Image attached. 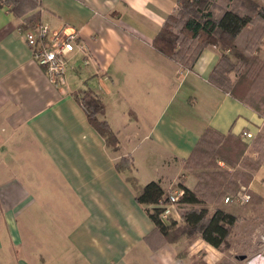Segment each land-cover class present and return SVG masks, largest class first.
I'll return each mask as SVG.
<instances>
[{
  "label": "crops",
  "instance_id": "obj_1",
  "mask_svg": "<svg viewBox=\"0 0 264 264\" xmlns=\"http://www.w3.org/2000/svg\"><path fill=\"white\" fill-rule=\"evenodd\" d=\"M178 4L0 0V264L29 261L22 230L38 212V192L48 191L46 181L53 183L51 191L76 199V211L72 202L66 215L64 252L73 249L88 264H191L198 257L206 264L222 262L223 251L199 235L191 242L185 236L168 242L152 232L145 205L135 201L125 182L128 176L141 186L158 181L171 194L183 178L193 189L196 175L183 160L206 127L239 136L248 131L253 138L264 134V115L209 82L218 47H206L192 69L153 48L152 39ZM39 23L50 31L78 32L81 47L69 53L57 86L24 39V32ZM262 41L258 54L264 59ZM86 89L104 103L99 118L116 134V151L75 99ZM121 157L130 169H116ZM246 189L264 200V161ZM216 206L240 213L232 202L205 204L210 212ZM165 207L163 218L182 224L181 212L189 205Z\"/></svg>",
  "mask_w": 264,
  "mask_h": 264
},
{
  "label": "trees",
  "instance_id": "obj_2",
  "mask_svg": "<svg viewBox=\"0 0 264 264\" xmlns=\"http://www.w3.org/2000/svg\"><path fill=\"white\" fill-rule=\"evenodd\" d=\"M178 3V8L167 15L152 39L153 48L168 59L192 69L206 47H218L220 55L209 72V82L264 115V60L258 54L264 37V5L258 0H178ZM75 97L89 123L104 138L106 146L116 151V134L105 119L99 118L105 111L101 98L91 89L79 90ZM260 138L258 133L248 144H255ZM246 147L247 143L239 135L231 131L223 134L206 127L183 160L184 168L215 167L217 159L234 168L241 164V157L246 156ZM127 160L121 157L115 163L116 169H130ZM263 161L264 156L258 157L249 165L253 164V169L257 170ZM235 175H241V171H202L197 175L193 189L187 188L180 178L177 185L182 194L177 202L189 205L181 212L182 224L163 218L169 194L158 181L152 180L141 186L134 176H128L126 180L134 189L135 201L145 205L154 223L152 232L168 242H175L183 236L191 242L199 235L219 249L229 246L227 238L239 217L219 206L210 212L205 204L218 203L223 192L232 191L236 186ZM184 254L185 249L182 251ZM194 264L206 263L201 260Z\"/></svg>",
  "mask_w": 264,
  "mask_h": 264
},
{
  "label": "rangeland",
  "instance_id": "obj_3",
  "mask_svg": "<svg viewBox=\"0 0 264 264\" xmlns=\"http://www.w3.org/2000/svg\"><path fill=\"white\" fill-rule=\"evenodd\" d=\"M259 135L261 138L256 139L255 144L254 142L253 144L246 142L247 147L244 152L246 156L241 157V164H237L234 168L223 160L217 159L215 167L202 169L192 166L188 169L194 171L196 178L202 171H233L234 169L241 171V175H235L233 178L236 184L234 189L223 192L218 203L231 204V202H224V198L227 196L233 198L235 193L240 191L247 192L249 195V199L243 203L232 201L233 208L240 212L236 214L239 219L232 229V234L227 238L229 246L219 248L224 254V259L219 264H264V258L262 257L264 256V200L251 197L246 189V184H248L255 171L252 167L253 164L251 166L249 164L253 163L258 157L264 156V134L259 133ZM241 138L243 141H251L253 136L250 138L241 136ZM125 182L134 191L131 184L127 180ZM45 185L48 187V191L38 192L37 214L30 218L28 228L22 230L25 234L24 237L28 238L27 250L31 255L28 257V259L30 258L29 261L23 264H88L84 256L77 255L73 249L68 248V252H64L67 229L70 228L67 226L66 215L68 209L70 212L72 202H74L73 210L76 211L78 207V205L75 206L76 199L72 196L68 198L69 195H60L51 191L52 182L46 181ZM175 204L179 205L178 202ZM258 254H261V256H258ZM241 255H244L243 259H240ZM199 261L201 262L200 257L194 259L191 264ZM10 264L16 263L10 262Z\"/></svg>",
  "mask_w": 264,
  "mask_h": 264
},
{
  "label": "built area",
  "instance_id": "obj_4",
  "mask_svg": "<svg viewBox=\"0 0 264 264\" xmlns=\"http://www.w3.org/2000/svg\"><path fill=\"white\" fill-rule=\"evenodd\" d=\"M77 38L78 32L75 30L50 31L47 25L41 23L35 24L24 32V39L31 50L32 58L44 68L48 81L56 86L61 83L66 72L69 53L74 50L76 45L81 47L77 43ZM241 136L250 138L252 134L248 131H242ZM181 194V189L171 193L169 203H166L165 206L175 204ZM247 199H249L247 192L240 191L235 193L233 198L225 197L224 202L243 203ZM258 256H261V254H258ZM262 257L264 258V256Z\"/></svg>",
  "mask_w": 264,
  "mask_h": 264
},
{
  "label": "water",
  "instance_id": "obj_5",
  "mask_svg": "<svg viewBox=\"0 0 264 264\" xmlns=\"http://www.w3.org/2000/svg\"><path fill=\"white\" fill-rule=\"evenodd\" d=\"M243 258H244V255H241V256H240V259H243Z\"/></svg>",
  "mask_w": 264,
  "mask_h": 264
}]
</instances>
